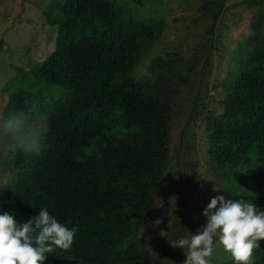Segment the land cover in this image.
I'll list each match as a JSON object with an SVG mask.
<instances>
[{
	"label": "trees",
	"instance_id": "1",
	"mask_svg": "<svg viewBox=\"0 0 264 264\" xmlns=\"http://www.w3.org/2000/svg\"><path fill=\"white\" fill-rule=\"evenodd\" d=\"M226 1L202 3L211 28ZM45 16L56 36L37 76L58 91L21 90L8 99L3 118L43 113L49 131L38 154L5 149L14 177L0 191V214L25 223L46 207L58 222L78 228L70 250L45 254L48 264L142 261L148 251L137 234L154 211L153 186L166 169L171 127L160 115L168 104L152 101L148 87L154 86L139 83L136 71L161 36V22L115 0H54ZM224 85L225 109L206 127V162L220 183L236 190L234 200L264 211V40L250 39L244 63ZM79 92L83 99H74ZM174 225L183 229L188 221ZM107 238L119 241L106 252L85 251L86 242ZM254 260L264 264V251L255 250ZM226 264H234L232 257Z\"/></svg>",
	"mask_w": 264,
	"mask_h": 264
},
{
	"label": "rangeland",
	"instance_id": "2",
	"mask_svg": "<svg viewBox=\"0 0 264 264\" xmlns=\"http://www.w3.org/2000/svg\"><path fill=\"white\" fill-rule=\"evenodd\" d=\"M52 1L0 0V118L10 96L21 90L45 95L58 91L37 76V68L54 49L57 26L48 24L45 16ZM115 1L144 20L161 22L162 34L138 66L136 80L154 86L148 87L152 101L168 104L160 115L168 117L171 136L166 169L153 186L154 211L137 234L148 257L103 264H183L184 251L169 241L190 238L206 224L202 212L211 198L235 199L236 190L220 183L207 165L206 127L225 109L224 80L244 63L247 43L264 40V2L227 0L211 28L201 11L204 0ZM83 95L79 92L74 99L82 100ZM5 145L0 140V191L14 177L4 161ZM259 155L264 161V145ZM214 187L219 190L213 191ZM175 221H188V226L182 229ZM118 241L86 242L85 251L106 252ZM259 244L256 250L264 251V240ZM229 258V253L217 248L212 264H226Z\"/></svg>",
	"mask_w": 264,
	"mask_h": 264
},
{
	"label": "clouds",
	"instance_id": "3",
	"mask_svg": "<svg viewBox=\"0 0 264 264\" xmlns=\"http://www.w3.org/2000/svg\"><path fill=\"white\" fill-rule=\"evenodd\" d=\"M48 131L43 113L17 111L0 118V140L7 141L5 147L13 153L38 154ZM202 215L206 224L196 234L169 241L172 247L184 251L183 264H212L217 248L229 253L234 264H255L254 251L264 240V211L243 198L217 195ZM77 232L76 226L69 228L58 222L46 207L25 223L5 211L0 214V264H41L45 254L55 252V248L70 250Z\"/></svg>",
	"mask_w": 264,
	"mask_h": 264
}]
</instances>
